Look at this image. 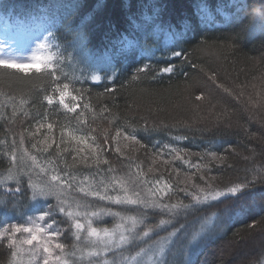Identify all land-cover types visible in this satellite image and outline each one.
I'll use <instances>...</instances> for the list:
<instances>
[{"label":"trees","instance_id":"16d2710c","mask_svg":"<svg viewBox=\"0 0 264 264\" xmlns=\"http://www.w3.org/2000/svg\"><path fill=\"white\" fill-rule=\"evenodd\" d=\"M50 4L57 9L48 21L57 82L75 89L78 100L66 102L80 107L72 112L58 100L52 105L44 100L53 87L47 71L0 68V176L11 166L6 153L13 139L18 157L23 149L36 157L35 164L28 157L22 165L17 161L24 168L19 192L15 181L0 185V225L21 223L17 214L32 211L30 177L38 182L48 173L63 179L71 175L76 180L61 198L73 208L79 202L89 206V213L120 214L93 217L98 229L111 230L127 216L146 217L147 226L172 220L121 251L101 253L92 264H120L174 229L181 231L165 250L168 264H264V183H252L237 202L243 211L224 200L175 218L91 195L102 179L130 177L140 193L145 187L161 189L156 193L163 196L160 202L189 204L187 193L196 192V186L223 190L264 176V0H0V10H33L21 13L27 19ZM173 51L182 55L173 56ZM146 64L150 67L137 71ZM170 64L173 71H162ZM98 68L107 70L106 79L91 78ZM201 93L203 99L197 100ZM39 123L45 127L37 131ZM69 132L87 137V143L71 139ZM124 133L138 142L125 144ZM108 195L124 193L109 188ZM56 203L55 196L46 201ZM52 219L61 230L59 242L76 252L69 264H89L79 251L88 241L76 240L72 221L59 212ZM9 260L7 242L0 240V264Z\"/></svg>","mask_w":264,"mask_h":264},{"label":"snow or ice","instance_id":"6c2138e0","mask_svg":"<svg viewBox=\"0 0 264 264\" xmlns=\"http://www.w3.org/2000/svg\"><path fill=\"white\" fill-rule=\"evenodd\" d=\"M53 37V33L49 32L45 40ZM47 45L45 43H40L38 47L44 49ZM3 45H0V52H3ZM173 56L179 57L182 55L181 52H172ZM55 59V54L48 55H37L33 54L30 63L18 62L15 57L3 58L0 57V68L15 69L20 72L27 74L31 69H35L36 73L48 72V75L53 78L52 94H46L44 100L47 101L49 105L54 104L57 100L59 105L63 106L64 109L72 112H76L77 108L80 107L78 103L69 104L67 99L71 97L73 102L78 100V97L72 95V91H69L70 85L64 83L61 85L57 82L55 65L53 63ZM150 65H144L143 69H138L137 71H144L149 68ZM173 65H169L162 69L164 72L173 71ZM215 74H213V77ZM94 80L101 79L100 76L93 74L91 77ZM135 78V77H134ZM67 79V77H65ZM261 88L264 89V74L261 76ZM219 87L224 88L225 92H231L230 89L219 85ZM253 87H256L253 85ZM243 95V92H241ZM259 96L260 93H257ZM264 99V97H261ZM197 100L203 99V93L196 97ZM21 105L26 103L24 100L20 101ZM85 109L89 107L88 104L84 105ZM16 115V107L13 101V116ZM26 115V113H25ZM78 114V118H79ZM45 127L43 123H39L37 131L40 128ZM53 125L51 123L47 124L48 129H52ZM71 139L76 140L78 143H87V137L76 136L72 132L68 133ZM121 134V130L117 129V136ZM124 138L137 141L135 135H129L124 133ZM95 140V137H93ZM46 142V141H45ZM44 143V142H42ZM20 144H23V137H21ZM36 145L33 144V148ZM16 141L13 139L10 152L6 153L11 161V166L7 170L6 174L0 177V185H5L9 181H15L18 185L15 188V192H19V184L21 183V176L24 173L23 167L17 166V161H20L22 165L25 161V157L31 159L33 164L36 162L35 156H30L26 149H23V154L17 156ZM83 151V149H80ZM119 151V148L117 149ZM213 158L216 157V153H211ZM105 163L107 161L105 160ZM15 169V170H14ZM41 172H45L44 168L40 169ZM55 171V169H53ZM111 172L112 169H109ZM264 171V170H262ZM87 179V177H85ZM76 180L75 176L69 175L67 179H63L60 174L51 175L48 180H40L34 182L31 177L28 180V188L31 190V198L36 201L38 198L47 199L50 196H55L57 203L55 205L48 204L46 209L41 211L39 215L29 216L23 223H4L0 225V240H5L7 242V247L10 251L9 264H24L22 254L25 252L24 246H30L27 249L28 261L27 264H69L68 257L75 256L76 252H69L65 244L58 242L61 237V230L55 227L56 221L52 219L55 213L59 212L64 214L68 219L72 221L70 228L75 229V237L79 242L82 239L88 241L83 248H79L80 259L83 260L85 257L89 258V264H92V258L99 257L101 253L107 255L112 250L121 251L125 245L131 246L136 241H142L144 237L150 236L157 229H161L167 224H171L172 220L160 219L156 225L147 226L146 217L143 216H127L121 217V223L115 225L111 230L108 228L98 229L93 226V217L97 216H119V213H113L111 210H97L89 213L87 204H81L77 202L75 208L69 203L68 199L61 198L64 189L71 188L72 182ZM254 182L264 183V176H261L257 180V176L253 175L252 181H245L244 183H236L231 187H225L223 190L214 188L212 185H208L207 188L197 187L196 192H188L187 195L191 197V203L184 204L182 201L168 204L160 202L163 196L157 198L156 193L161 191V189H148V195L141 196V193L136 190L134 182L131 181L130 177H116L113 176L108 180L102 179L96 190H91V195L98 196L102 200H114L117 204H133L141 205L144 209H158L163 213H166L169 217L175 218L182 213L186 214L188 211H195L201 206L210 205L211 202L222 203L224 200H231L233 202V207L237 208L239 211H243L242 207L237 205V202L244 196L250 185ZM83 183V181H81ZM157 184L160 181H156ZM171 188L170 185L166 186ZM109 188L115 191L117 188L121 190L124 195L113 197L108 195ZM9 191H13L9 189ZM79 191L86 192L85 188H80ZM131 192V194H129ZM134 197V198H133ZM223 198V199H222ZM4 207H7L5 203ZM81 209H84L81 211ZM81 217L84 218L82 222ZM48 220H52L48 223ZM145 226L143 231H140L141 226ZM183 227V226H181ZM181 229H174L173 232L169 233L167 237H161L153 244L148 245L147 248H140L135 255H131L129 258H122L120 264H145L143 255L148 256V264H168L167 259H163L165 256L166 245L171 243V238L176 236ZM20 234L18 237L17 234ZM82 233L84 234L82 236ZM197 233H193L192 239H196ZM95 237V241L92 238ZM73 249L78 248V244H74ZM139 258V259H138ZM103 264H117L116 261L109 262L104 260ZM190 264V261H189Z\"/></svg>","mask_w":264,"mask_h":264},{"label":"rangeland","instance_id":"374dc122","mask_svg":"<svg viewBox=\"0 0 264 264\" xmlns=\"http://www.w3.org/2000/svg\"><path fill=\"white\" fill-rule=\"evenodd\" d=\"M56 11L57 9L55 8L54 4H50L48 8L45 9L44 11L38 12V14H36L35 16H31L28 17L27 19H24L21 13H34V11L31 10V11H23L21 13H16L11 11L6 12L0 10V45L4 46L3 52H0V57L3 58L15 57L18 62L30 63L31 57L34 53L37 55H46L44 49L49 51V54H54L53 49L51 48L54 42L53 38L51 37L45 40V37H47L48 33L50 32V29L48 28L49 18ZM135 27L138 28L137 25H135ZM42 42L47 45L44 49H40L38 47V45ZM95 75L100 76L101 79H106L107 70H100L98 68L97 71L95 72ZM123 142L128 145L134 143L135 141H131L123 138ZM48 174L49 175L46 176L45 180H48L51 175H54V173H48ZM187 180L189 181L188 178H186V181ZM148 189L151 188L148 187L143 188L141 190V196L146 197L148 195V191H147ZM47 199L41 197L38 198V200L36 201L33 200L34 205L32 211L30 213L26 211L21 212L20 214L18 213L17 218L21 221V223H23L25 222L27 217L39 215L41 211L46 209ZM47 222L51 223L50 220H48ZM17 236L19 237L20 234L18 233ZM167 236H163V237H167ZM29 247L30 246L25 245L24 246L25 252L22 254V257L25 259L26 262L28 261L27 249ZM166 249H167V245H166ZM142 258L144 259L145 264H148V256L143 255Z\"/></svg>","mask_w":264,"mask_h":264}]
</instances>
